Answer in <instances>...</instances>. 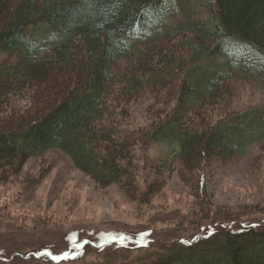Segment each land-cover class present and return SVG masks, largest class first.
Listing matches in <instances>:
<instances>
[{
    "label": "trees",
    "instance_id": "obj_1",
    "mask_svg": "<svg viewBox=\"0 0 264 264\" xmlns=\"http://www.w3.org/2000/svg\"><path fill=\"white\" fill-rule=\"evenodd\" d=\"M181 3L0 0V56L7 55L0 61V183L21 174L33 156L61 148L104 186L121 183L139 197V142L172 138L180 146L183 178L203 198L209 164L232 159L258 143L264 147V104L230 109L234 100L228 94L237 73L264 84V0H214L203 16L192 15L185 6L176 17ZM166 19L165 27L156 29ZM205 23L211 28L200 33ZM178 41L189 46V53H174L173 47L183 49ZM129 55L135 66L121 86L124 98L142 89L144 81L163 85L168 80L156 72L158 61L187 66L158 119L136 141L118 128L126 117L113 113L118 101L110 103L118 68ZM141 71L147 76L135 73ZM203 74H208L205 81ZM196 83L205 89L199 91ZM22 99L30 100L28 106L17 102ZM215 104L220 105L216 115ZM164 188L151 185L149 193L159 195ZM198 230L184 238H155L157 243H150L153 231L112 232L88 240L99 246V253L120 255L117 264H264V226L231 214L204 219ZM135 239L142 245L132 244ZM155 246L151 258H124L132 250ZM3 255L8 257L0 252V260ZM51 257L43 261L57 263ZM71 257L63 262L74 263L76 256Z\"/></svg>",
    "mask_w": 264,
    "mask_h": 264
},
{
    "label": "rangeland",
    "instance_id": "obj_2",
    "mask_svg": "<svg viewBox=\"0 0 264 264\" xmlns=\"http://www.w3.org/2000/svg\"><path fill=\"white\" fill-rule=\"evenodd\" d=\"M181 2L176 17H181L185 6L192 15L203 16L214 0ZM166 21L156 29L165 27ZM205 28L210 29L211 24L199 26V32L205 33ZM181 44L183 49L179 50L177 46L173 49L175 54L183 56V52L189 53V46L178 41V45ZM6 56L1 55L0 61ZM129 56L118 68L119 81L110 103L118 101L113 113L116 117L126 115L118 128L136 141L143 137L141 132L151 129L158 119L161 109L172 96L169 91L173 92L177 88L175 82L187 74V66L183 69L178 62L161 64L158 61L156 72H161L163 79L168 77V80L163 81V85L144 81L142 89L124 98V87L121 86H125L128 74L133 75L135 66L133 55ZM217 68L215 66L211 72ZM135 73L147 76L143 71ZM236 75L228 92L234 100L230 109L241 110L264 104V84L248 75ZM206 77L208 74H203L202 80L205 81ZM196 84L199 91L205 89L204 84ZM17 102L26 107L30 100ZM219 106H213L215 115L220 112ZM249 131L253 132L254 127ZM135 132L138 133L133 134ZM137 149L135 163L140 167V176L142 173V181L139 178L135 188L139 197L121 183L104 186L78 168L70 154L61 148L33 156L21 174L8 182H1L0 252L8 257L3 255L0 264H53L43 261L47 255L54 257H51L57 262L54 264H117L120 255L99 253V246H93L89 237H103L112 232L153 231L150 243H157L155 238L167 241L192 236L199 231V223L211 219V216L212 219H223L232 214L264 226L263 144L258 143L227 161L215 159L209 164L204 169L207 194L202 193L203 198L198 197L196 187L183 178L184 164L178 160V142L172 138L139 142ZM147 179L149 187L146 186ZM158 184L164 185V190L159 195L149 193L151 185ZM135 242L138 245L143 243L135 239L132 244ZM127 246L130 247L131 242ZM157 250L156 246L132 250L133 254L124 258L141 261L151 258ZM74 255V263L67 261ZM65 258L67 260L63 262Z\"/></svg>",
    "mask_w": 264,
    "mask_h": 264
},
{
    "label": "snow or ice",
    "instance_id": "obj_3",
    "mask_svg": "<svg viewBox=\"0 0 264 264\" xmlns=\"http://www.w3.org/2000/svg\"><path fill=\"white\" fill-rule=\"evenodd\" d=\"M58 259L62 258V257H57Z\"/></svg>",
    "mask_w": 264,
    "mask_h": 264
}]
</instances>
